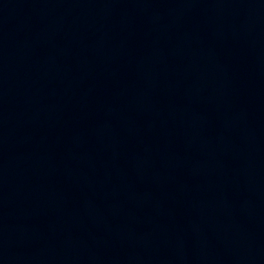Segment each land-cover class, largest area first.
<instances>
[{
  "label": "water",
  "instance_id": "1",
  "mask_svg": "<svg viewBox=\"0 0 264 264\" xmlns=\"http://www.w3.org/2000/svg\"><path fill=\"white\" fill-rule=\"evenodd\" d=\"M0 264H264V0H0Z\"/></svg>",
  "mask_w": 264,
  "mask_h": 264
}]
</instances>
